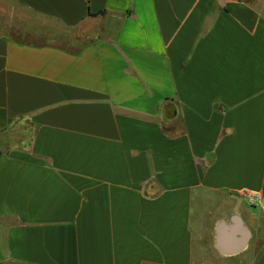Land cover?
I'll list each match as a JSON object with an SVG mask.
<instances>
[{"label": "crops", "instance_id": "1", "mask_svg": "<svg viewBox=\"0 0 264 264\" xmlns=\"http://www.w3.org/2000/svg\"><path fill=\"white\" fill-rule=\"evenodd\" d=\"M0 264H264V0H0Z\"/></svg>", "mask_w": 264, "mask_h": 264}, {"label": "built area", "instance_id": "2", "mask_svg": "<svg viewBox=\"0 0 264 264\" xmlns=\"http://www.w3.org/2000/svg\"><path fill=\"white\" fill-rule=\"evenodd\" d=\"M238 196L245 201L247 206L252 208L257 207L262 201L261 193L252 192L246 189L239 191Z\"/></svg>", "mask_w": 264, "mask_h": 264}]
</instances>
